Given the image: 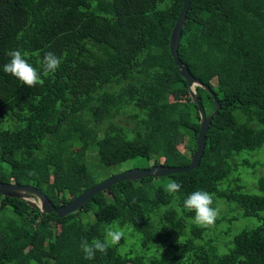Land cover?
<instances>
[{"label": "trees", "instance_id": "obj_1", "mask_svg": "<svg viewBox=\"0 0 264 264\" xmlns=\"http://www.w3.org/2000/svg\"><path fill=\"white\" fill-rule=\"evenodd\" d=\"M182 4L0 0V181L35 185L61 206L101 181L97 175L114 174L112 164L188 165L199 113L169 50ZM11 50L41 71L48 51L61 64L31 88L3 71ZM178 54L221 103L198 166L122 180L62 217L0 194V264H264V175L260 194L220 186L247 164L241 152L264 146V0H191ZM195 90L210 114L212 96ZM170 180L181 185L174 194L166 191ZM197 190L259 223L231 239L217 228L208 237L183 208ZM109 226L130 227L125 235L141 252L120 250L124 235L85 259L82 240H103Z\"/></svg>", "mask_w": 264, "mask_h": 264}, {"label": "water", "instance_id": "obj_2", "mask_svg": "<svg viewBox=\"0 0 264 264\" xmlns=\"http://www.w3.org/2000/svg\"><path fill=\"white\" fill-rule=\"evenodd\" d=\"M190 2L191 0H183V4L178 12L177 19L172 28L169 38L170 53L175 64L179 68L181 76L186 79L192 100L197 104L198 107L200 127L196 138V149L191 156L190 163L186 166L151 164L149 167H136L121 170L120 172L109 175L101 181L95 183L94 185L77 195L75 198L61 206H55L44 192H42L38 187L32 184H18L16 182L0 181L1 195L24 200L28 205L36 208L43 213L55 212L59 217H62L79 210L93 195L107 189L109 186L122 180H138L144 177L151 176L162 177L167 176L171 173L186 172L198 166L204 152L205 137L209 125L213 117L217 115L218 111L221 109V103L216 94L210 89V87L204 84L201 80L194 77L189 72L187 66L179 58V41ZM196 86L205 89L213 98L215 108L208 115L206 114L204 106L199 101V98L196 94Z\"/></svg>", "mask_w": 264, "mask_h": 264}, {"label": "clouds", "instance_id": "obj_3", "mask_svg": "<svg viewBox=\"0 0 264 264\" xmlns=\"http://www.w3.org/2000/svg\"><path fill=\"white\" fill-rule=\"evenodd\" d=\"M7 54L11 59L2 66L3 71L15 76L22 84L31 88L36 87L38 84L43 86L45 82L43 77L54 73L61 64V58L52 51L45 53L42 60V71L29 63L26 59L27 53H22L20 50H11ZM165 187L167 192L174 194L180 190L181 185L175 180H170ZM213 203V194L206 190H197L188 195L183 201V208L195 213L193 219L195 224L209 226L214 223L219 214V209L213 207ZM124 235L123 230L109 226L105 229L103 240L93 239L91 243L87 239L82 240L80 247L85 254V259H94L97 251L106 254L108 248L117 245Z\"/></svg>", "mask_w": 264, "mask_h": 264}, {"label": "rangeland", "instance_id": "obj_4", "mask_svg": "<svg viewBox=\"0 0 264 264\" xmlns=\"http://www.w3.org/2000/svg\"><path fill=\"white\" fill-rule=\"evenodd\" d=\"M77 149L82 148L80 145L76 146ZM179 149L181 151L187 150L185 149L184 143L179 145ZM239 159L241 161H246L247 164L238 167L235 171H233L225 180L220 183L222 188L235 187L236 185L240 186L241 191L260 194V190L257 187V179L264 175V146L254 151H243L239 154ZM88 161L91 165L95 164V158L92 155H89ZM152 163V162H151ZM145 163L141 159L130 160L123 165L120 164H112L111 168L114 173L120 172L121 170L136 168V167H144ZM98 179L105 178L104 175H97ZM225 200L214 198L213 207L219 209V214L215 219L212 225L207 226L205 231V235L210 237L215 234L214 230L217 228V231L224 229L226 236L230 239L233 238L234 234L238 232L240 229L244 227H252L259 223V220L256 217L248 216L243 217L239 212L241 210H232L226 211L230 206H236L235 204H224ZM228 204V205H227ZM234 218V219H233ZM232 219V220H231ZM124 231V233H128L131 230L130 227L119 228ZM127 231V232H126ZM126 234L124 242L121 244L119 248L122 251L132 250V252H141L139 245L135 243L134 237L130 239L129 235ZM220 244V242H219ZM125 249V250H123Z\"/></svg>", "mask_w": 264, "mask_h": 264}]
</instances>
